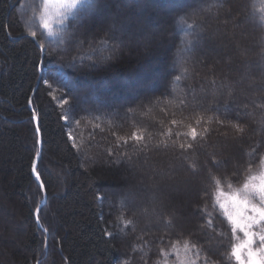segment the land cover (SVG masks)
I'll return each instance as SVG.
<instances>
[{"label": "trees", "instance_id": "trees-1", "mask_svg": "<svg viewBox=\"0 0 264 264\" xmlns=\"http://www.w3.org/2000/svg\"><path fill=\"white\" fill-rule=\"evenodd\" d=\"M172 2L109 0V12L134 29L151 23L144 13L168 18L149 53L168 47L163 66L154 69L165 80L129 101L131 93H114L132 79L147 83L153 73L141 69L147 54L139 49L121 46L113 54L110 22L97 21L108 11L93 9L100 0H81L55 26L54 36L40 22L44 0H0V264H203L204 256L185 254L183 247L205 241V231L211 259L228 264L229 227L218 215L215 181L227 190L237 179L230 175L234 169H211L212 176L201 170L192 178L182 170L181 153L186 158L193 150L179 145L194 143L191 158L198 161L213 152L218 159L255 158L264 142V115L251 101L259 104L264 97L240 95L236 82L249 73L236 46L259 51L264 0H181L167 9ZM229 12L233 20L225 23ZM241 21L243 27H235ZM200 43L207 45L204 52L197 51ZM178 53L182 62L174 66ZM258 72L253 68L250 74ZM222 84L233 85L238 100L249 102L244 111L253 115L240 117L243 133L221 127L211 112L192 111L205 94L223 101L228 89ZM37 118L42 147H34ZM191 127L197 128V142L188 135ZM37 151L44 205L43 188L31 170ZM178 168L191 183L176 192L167 176ZM126 190L136 196L122 202L119 193ZM201 206L206 228L193 215Z\"/></svg>", "mask_w": 264, "mask_h": 264}, {"label": "snow or ice", "instance_id": "snow-or-ice-1", "mask_svg": "<svg viewBox=\"0 0 264 264\" xmlns=\"http://www.w3.org/2000/svg\"><path fill=\"white\" fill-rule=\"evenodd\" d=\"M81 5V0H44L43 11L40 14V22L43 29L49 36H54L56 33L54 28L56 25H62L68 16L72 15L73 11ZM112 5L109 0H100V3L93 5V9L97 11L110 10ZM218 7H225L223 3H220ZM205 9L201 8L199 11L203 12ZM199 16V13H196ZM233 20L231 12L228 14V20L225 23ZM235 27H243V22L235 23ZM128 25L121 19L113 18L111 28L108 30L111 32L110 40L116 47L112 49L115 54L122 46L123 42L119 40L118 33L127 32ZM108 33L105 32L104 35ZM35 37L36 33L31 34ZM102 36H94L93 39H101ZM202 39V37H201ZM78 42V41H77ZM193 46L192 51H195ZM236 55L244 63L245 69L249 74H246L236 84L240 86V95L244 96H260L264 97V39H261L259 43V51L253 52L249 48H241L236 46ZM257 56L258 59L252 61L250 58ZM70 66H74L71 65ZM94 68V66H92ZM253 68L259 69V72L253 76L251 70ZM178 80L179 76L176 77ZM55 82V81H54ZM246 82V87L244 86ZM215 81H213V84ZM221 87H227V92L224 93L223 101L216 98L215 94L209 97L207 94L199 98L196 103L199 108H193L192 111L211 112L215 117V123L221 127L226 128L228 125H232L235 130L243 133L244 128L241 126L240 117L242 115H253L252 112H246L244 110L249 108V102L246 100L241 103L237 98V93L233 90V85H221ZM51 89V85H49ZM64 105H68L69 101L64 100ZM251 106L254 109H259L261 114L264 115V102L257 104L256 101H251ZM187 107V105H186ZM66 126L69 117L64 115L62 117ZM174 124L175 120L172 121ZM201 120L197 119L196 123L200 124ZM37 139L34 142L36 145H42L44 141L41 138V125L37 118V125L35 129ZM188 135L191 137V141H198V131L196 127H191ZM69 139L71 136L69 135ZM135 139L141 140L142 137L136 136ZM203 140L202 137L199 138ZM202 146V145H201ZM180 149L193 150L187 154L181 153L182 157V170L191 176L192 178L199 177L201 170L208 172L212 176L211 169L217 171L221 169L227 170L230 166L234 169L230 173L231 176L237 177L233 182L227 184V190L221 186V181L217 179L215 181V202L219 209V217L229 227V246L224 250V259L228 264H264V142H261L260 146L256 149L255 158H249L241 162L240 156L237 155L230 159L217 158V153L206 154L205 161H198L192 159V155L195 153L196 148L194 143H188L185 145L181 143ZM247 155V154H245ZM36 158L40 157V152L35 153ZM32 172L36 174V180L41 181V174L37 170L35 164L31 168ZM181 169L178 168L174 173H169L167 178L171 181V187L174 191L179 192L182 185L190 184L191 180L185 176L180 175ZM214 178V177H213ZM40 187L43 188L44 184L41 181ZM207 194V193H206ZM121 201H131L135 198L136 194L131 190L122 191L119 193ZM155 203V201H153ZM203 206L197 208L193 213L194 216L200 218L201 223L207 219V213L203 210ZM37 219H39V209H36ZM169 225L171 220L168 221ZM206 228V224H204ZM106 235L112 236L111 232L105 231ZM205 241L202 242H189L185 243L183 250L185 254L193 252L195 257L199 258L204 256L203 264H215V261L211 259L213 255L210 245L211 237L204 232ZM205 243L209 245L205 247ZM179 252V249H177ZM184 264V262H181ZM187 264H195V261H188Z\"/></svg>", "mask_w": 264, "mask_h": 264}, {"label": "rangeland", "instance_id": "rangeland-1", "mask_svg": "<svg viewBox=\"0 0 264 264\" xmlns=\"http://www.w3.org/2000/svg\"><path fill=\"white\" fill-rule=\"evenodd\" d=\"M181 4V0H173L172 3H168L165 7H175V6H179ZM165 8V9H166ZM163 9V8H162ZM168 9V8H167ZM164 10V9H163ZM108 12H106V14L100 15L97 18L98 22H105V21H109L110 22V28L111 25L113 23V18L116 16L112 13H110V10H107ZM198 11V10H197ZM146 16V19H148L151 23L147 26V28L142 29V28H138V29H134L131 28L130 26L128 27V31L124 32V33H120L121 35H123V37L121 36V38H119L120 41L123 42L122 46H124L126 48V50H136L139 49L142 52H145L147 54L146 56V61L144 60L143 63L141 64V69L147 73H153V77L151 80H149L147 83H143V84H138L136 83L133 79H132V83L129 87L124 88L122 91L120 92H116L114 93L117 96H123L126 95L127 93H131L130 97H129V101L134 100L136 98H138L140 95H146L148 94V91H153L157 85H161L163 84L164 80H165V75L164 73H162V71L160 70L159 73L156 71L155 72V68L158 66H163V63L160 61L161 57H164V50H166L168 47L166 46H160V51H155L153 54H149L151 49H152V44L156 41V40H161V38L159 37V30H162L166 27V22H167V16L164 15H146L145 13L143 14V17ZM250 22H254V27L256 28V26L258 25V23L255 20L250 19ZM135 34L141 35L140 38H135L133 36H135ZM158 38V39H157ZM207 46V45H206ZM206 46L205 44L200 43L198 45V49L197 51L199 52H204L206 50ZM168 51V49H167ZM210 52V51H209ZM181 53V52H180ZM180 53H178L177 56V60H176V64L174 66H176L178 64H181V57H180ZM151 55V56H150ZM183 60V59H182ZM121 81H125L124 79ZM139 82V81H138ZM106 85L104 84L103 87H105ZM86 103H88L86 101ZM94 103H98L97 101H94ZM87 106V105H86ZM129 170H131V167L129 168Z\"/></svg>", "mask_w": 264, "mask_h": 264}, {"label": "water", "instance_id": "water-1", "mask_svg": "<svg viewBox=\"0 0 264 264\" xmlns=\"http://www.w3.org/2000/svg\"><path fill=\"white\" fill-rule=\"evenodd\" d=\"M36 122H37V119H36ZM40 146L42 147V145H40ZM40 157H41V151H40ZM40 157L36 159L35 166L38 165ZM35 178H36V174H35ZM38 182L41 183V181H38ZM43 195H44V199H43V203L42 204L44 205L46 203V201H47V192H46L44 187H43Z\"/></svg>", "mask_w": 264, "mask_h": 264}]
</instances>
